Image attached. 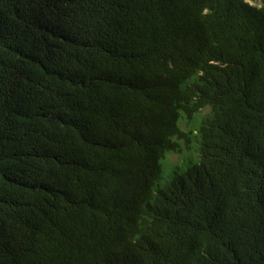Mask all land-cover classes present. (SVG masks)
Wrapping results in <instances>:
<instances>
[{"label":"trees","instance_id":"trees-1","mask_svg":"<svg viewBox=\"0 0 264 264\" xmlns=\"http://www.w3.org/2000/svg\"><path fill=\"white\" fill-rule=\"evenodd\" d=\"M0 264H264V0H0Z\"/></svg>","mask_w":264,"mask_h":264},{"label":"rangeland","instance_id":"rangeland-1","mask_svg":"<svg viewBox=\"0 0 264 264\" xmlns=\"http://www.w3.org/2000/svg\"><path fill=\"white\" fill-rule=\"evenodd\" d=\"M251 3H254V4H258L259 3V0H247ZM180 156L182 157V159L184 160V162H182V164H190V163H193L195 162L196 158L192 159L189 155H187L186 152H181L180 153ZM180 156H179V153H171L168 155V157L166 159H163L161 161L162 163V167H163V172L166 173L169 171L170 167L176 163V162H179L180 161ZM163 179L159 181V185L162 184Z\"/></svg>","mask_w":264,"mask_h":264}]
</instances>
